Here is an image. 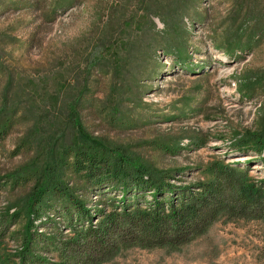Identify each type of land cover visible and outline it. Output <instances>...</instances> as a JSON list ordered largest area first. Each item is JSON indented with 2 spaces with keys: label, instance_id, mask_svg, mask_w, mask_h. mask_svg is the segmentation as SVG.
Returning <instances> with one entry per match:
<instances>
[{
  "label": "rangeland",
  "instance_id": "374dc122",
  "mask_svg": "<svg viewBox=\"0 0 264 264\" xmlns=\"http://www.w3.org/2000/svg\"><path fill=\"white\" fill-rule=\"evenodd\" d=\"M6 121L0 264L21 249L28 219L12 214L48 168L59 165L88 208L104 205L106 188L75 176L72 154L64 165L71 146L100 143L170 170L180 187L209 180L201 169L215 161L239 164L260 184L264 148L232 142L264 130V0H0V126ZM65 204L45 194L33 232L71 239ZM93 215L78 227L103 220ZM100 264H264V218L221 213L180 248L121 246Z\"/></svg>",
  "mask_w": 264,
  "mask_h": 264
},
{
  "label": "trees",
  "instance_id": "16d2710c",
  "mask_svg": "<svg viewBox=\"0 0 264 264\" xmlns=\"http://www.w3.org/2000/svg\"><path fill=\"white\" fill-rule=\"evenodd\" d=\"M8 123L0 126V141L10 130ZM232 143L240 146L247 143L250 148L263 151L264 130L255 138ZM71 154L70 167L75 176L92 183L91 189L95 191L101 188H96L98 185L106 188L102 192L106 196L104 205L101 203L104 208H88L86 199L77 196L70 181L57 174L59 165L48 168L37 179L31 197L12 214L16 221L28 219L23 227L22 247L15 254L13 264H100L112 259L121 246L180 248L205 233L221 213L230 217L264 218V181L260 184L251 181L249 170L239 164L213 162L209 169H201L212 177L195 182L192 188L171 183L175 176L170 170L140 164L124 154L109 152L100 143L91 141L90 146H71L65 152L64 165L68 166ZM30 179L33 177L29 176ZM111 189L121 191V197L109 195ZM47 193L67 200L63 214L68 218L66 225L75 231L71 239L33 232L30 216L42 214ZM95 213L103 215L100 223L78 227ZM53 229L56 232L58 228L53 225ZM91 251L97 254L91 255ZM41 252L57 255L61 262L49 260Z\"/></svg>",
  "mask_w": 264,
  "mask_h": 264
}]
</instances>
